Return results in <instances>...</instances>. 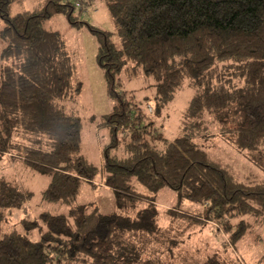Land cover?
Returning <instances> with one entry per match:
<instances>
[{"label": "trees", "instance_id": "obj_1", "mask_svg": "<svg viewBox=\"0 0 264 264\" xmlns=\"http://www.w3.org/2000/svg\"><path fill=\"white\" fill-rule=\"evenodd\" d=\"M98 2L109 9L112 33L84 20ZM11 3L0 0V157L17 151L35 173L49 177L46 201L76 197L84 183L95 186L99 168L81 153V119L57 96L66 80L46 64L59 36L46 28L48 21L63 16L71 27L86 26L99 41L98 63L116 100L102 122L110 134L104 181L115 209L103 215L85 204L7 228L33 196L2 179L0 264H240L218 253L180 261L174 252L180 242L171 232L176 219L217 223L236 246L250 218L262 223L264 179L241 180L198 140L220 137L264 173V0H39L16 13ZM124 72L153 83L158 114L186 83L195 89L181 136L168 139L141 101L116 90L124 86ZM163 189L177 195L165 211L168 228L157 205ZM185 203L203 211L186 212ZM35 232L38 240L30 238Z\"/></svg>", "mask_w": 264, "mask_h": 264}, {"label": "rangeland", "instance_id": "obj_2", "mask_svg": "<svg viewBox=\"0 0 264 264\" xmlns=\"http://www.w3.org/2000/svg\"><path fill=\"white\" fill-rule=\"evenodd\" d=\"M38 2L39 0H12L11 12L30 9ZM84 13V20L89 24L107 32H114L112 18L104 2H98ZM4 26L5 22L0 18V31ZM46 28L59 34L56 45L58 49L46 63L48 66L54 65L56 75L63 76L66 80L57 96L61 98L60 102L64 106L80 117L83 140L81 153L89 163L99 168V175L94 182V187L90 183H84L76 197L46 201L43 198V191L49 185V177L35 173L23 158L18 157L17 151L1 156L0 180L16 182L33 196L23 211L12 213L7 228L15 224L20 226L19 222L24 217L36 219L42 212L68 215L71 210L85 204L98 208L103 215H111L115 209L114 193L105 186L104 181L103 153L110 143V134L109 130L102 126V122L105 115L115 107L116 100L110 94L105 69L98 63L99 41L88 27H71L63 16L54 17L48 21ZM2 62L0 58V85ZM120 80L124 86L117 85L116 90H125L127 95L141 101L147 113V119L154 121L156 127L168 139L174 140L183 134L184 114L196 94L189 83H186L158 114L159 101L154 98L155 88L150 80L142 74L131 77L126 72L120 75ZM198 143L207 147L214 157L232 164L240 174L241 180L264 179V173L249 162L247 154L240 155L232 143L229 144L220 137L198 140ZM135 188L147 193L146 189L139 184H136ZM175 204H177V195L169 189H163L157 196V205L161 212L160 221L164 228H168L171 223L164 216L165 211ZM182 208L192 214L199 210L203 211V208L196 204L185 203ZM250 219L248 221L253 225L251 224L247 235L236 246L231 243L229 236L217 223L205 224L202 227L186 219H176V222H173L175 224L171 236H176L180 244L174 248V252L180 261L183 258L203 260L207 255L218 253L223 258L235 259L240 264H264V218L262 223L255 222L254 218ZM30 238L38 240L40 233L35 232L30 235ZM154 245L155 249L164 251L160 243H154Z\"/></svg>", "mask_w": 264, "mask_h": 264}]
</instances>
